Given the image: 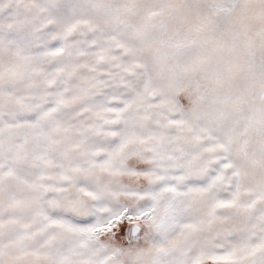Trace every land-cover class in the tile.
Listing matches in <instances>:
<instances>
[{"label": "snow or ice", "instance_id": "1", "mask_svg": "<svg viewBox=\"0 0 264 264\" xmlns=\"http://www.w3.org/2000/svg\"><path fill=\"white\" fill-rule=\"evenodd\" d=\"M0 264H264V0H0Z\"/></svg>", "mask_w": 264, "mask_h": 264}]
</instances>
